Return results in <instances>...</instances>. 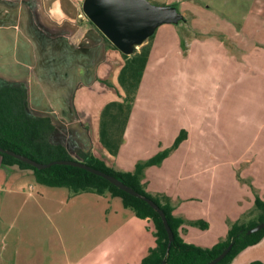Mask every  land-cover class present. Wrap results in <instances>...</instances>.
<instances>
[{
	"label": "crops",
	"instance_id": "crops-1",
	"mask_svg": "<svg viewBox=\"0 0 264 264\" xmlns=\"http://www.w3.org/2000/svg\"><path fill=\"white\" fill-rule=\"evenodd\" d=\"M84 3L85 0H0V78L25 85L30 112L49 118L55 126L51 143L64 146L74 157L80 150L115 171L133 172L138 163L162 151H121L124 144L153 132V126L145 125L149 120L152 124L168 118L163 105H147L140 99L147 86L154 46L123 144L112 156L100 139L102 115L107 105L124 98L119 75L125 66V54L105 43L85 15ZM199 99H205L204 94ZM162 108L163 112L156 111ZM198 132L203 139L207 137L203 125ZM189 152L172 151L160 166L145 170L143 181L149 194L168 197L173 215L186 221L180 229L185 242L211 248L226 238L233 223L253 209L259 194L250 190L233 196L238 193L235 192L226 200L228 196L218 195L222 179L215 172L209 175L213 181L209 186L216 189L220 184V191L202 195L201 188L208 182L203 172L211 168L198 158L191 163L186 159ZM241 161L253 165V158ZM186 165L188 176L201 173L198 185L185 182ZM221 174L224 180L225 173ZM234 174L226 176L237 181ZM197 189L201 190L200 199L195 195ZM259 196L264 201V193ZM2 206L5 211H0V264H141L156 247L151 221L137 218L120 198L93 193L73 196L67 188L38 184L29 170L0 162V209ZM192 221H202L206 228L190 225ZM235 261L264 263V239Z\"/></svg>",
	"mask_w": 264,
	"mask_h": 264
},
{
	"label": "rangeland",
	"instance_id": "rangeland-1",
	"mask_svg": "<svg viewBox=\"0 0 264 264\" xmlns=\"http://www.w3.org/2000/svg\"><path fill=\"white\" fill-rule=\"evenodd\" d=\"M146 1L152 6H166L169 0ZM170 5L182 20L159 26L155 36L137 46L135 52L139 53L145 46L152 50L154 46L146 74L147 86L140 99L147 105H163L168 118L152 124L149 120L145 125L153 126V132L129 140L121 151H190L187 160L194 163L192 159L198 158L211 168L203 172L208 182L203 184L202 192L196 190L199 199L198 192L209 196L211 191L215 195L220 191V184L216 189L209 186L213 184L209 175L215 172L222 180L221 173H225L218 195L228 196L226 200L235 192L238 193L233 196L250 190L262 195L264 0H177ZM122 90L121 102L126 97L125 89ZM201 94L205 99H199ZM156 111L163 112V108ZM202 125L207 134L205 139L198 132ZM181 131L187 136L173 149ZM249 158H253L252 166L241 161ZM171 169L167 170L173 173ZM188 172L186 165L185 182L198 185L201 173L188 176ZM229 172L235 173L237 181L228 178ZM254 202L253 209L240 222L257 219ZM0 211H5L4 206ZM238 262L234 260L231 264Z\"/></svg>",
	"mask_w": 264,
	"mask_h": 264
},
{
	"label": "trees",
	"instance_id": "trees-1",
	"mask_svg": "<svg viewBox=\"0 0 264 264\" xmlns=\"http://www.w3.org/2000/svg\"><path fill=\"white\" fill-rule=\"evenodd\" d=\"M92 25L96 28L93 23ZM99 33L108 46L116 48L100 31ZM150 52L151 47L145 46L133 56L125 55V66L119 75V84L126 92L125 100L111 103L103 111L100 139L102 145L112 156L118 154L123 144L125 129L147 68ZM54 131L55 126L49 118L34 116L30 112L28 92L24 84L0 78V147L2 149L42 164L56 161L82 162L119 179L141 196L155 202L164 211L174 234L172 245L168 249L169 238L162 218L146 201L123 192L99 176L68 165H53L50 168L39 170L0 152L1 165L17 166L21 170H29L38 184L50 188H67L73 196L93 193L99 196L110 195L120 198L126 209L132 210L139 219H149L154 226L156 247L150 250L141 264H211L229 245H232L228 255L217 263L231 264L243 251L259 244L264 239V229L254 234L247 233L264 222V201L256 196L254 202L258 211L256 220L249 223L240 221L233 223L226 238L211 248H202L185 242L180 235V229L186 221L173 215L174 209L168 197L149 194L146 191V183L143 181L145 170L152 166H160L172 150L162 151L149 160L138 163L133 172H118L109 168L105 162L91 153L76 150V157H74L64 146L51 143L50 138ZM186 136L187 133L181 131L173 149L178 147ZM189 224L199 226L201 229L206 228L202 221H192ZM250 264L264 263L255 261Z\"/></svg>",
	"mask_w": 264,
	"mask_h": 264
},
{
	"label": "water",
	"instance_id": "water-1",
	"mask_svg": "<svg viewBox=\"0 0 264 264\" xmlns=\"http://www.w3.org/2000/svg\"><path fill=\"white\" fill-rule=\"evenodd\" d=\"M83 10L96 28L115 47L128 56L135 54L136 47L142 45L145 40L153 36L159 26L162 24H177L179 20H182V16L177 13L173 5L152 6L146 0H85ZM0 152L6 153L39 170L50 168L53 165H68L84 169L107 180L123 192L146 201L161 216L168 233V249H170L174 234L164 211L155 202L141 196L119 179L78 161H56L42 164L15 152L5 151L1 147ZM263 229L264 222L253 227L247 233L254 234ZM231 248L232 245H229L211 264H217L222 261Z\"/></svg>",
	"mask_w": 264,
	"mask_h": 264
}]
</instances>
